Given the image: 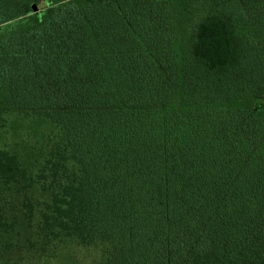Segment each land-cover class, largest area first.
Returning a JSON list of instances; mask_svg holds the SVG:
<instances>
[{
	"label": "trees",
	"instance_id": "16d2710c",
	"mask_svg": "<svg viewBox=\"0 0 264 264\" xmlns=\"http://www.w3.org/2000/svg\"><path fill=\"white\" fill-rule=\"evenodd\" d=\"M11 117L0 264H264V0H0Z\"/></svg>",
	"mask_w": 264,
	"mask_h": 264
},
{
	"label": "rangeland",
	"instance_id": "374dc122",
	"mask_svg": "<svg viewBox=\"0 0 264 264\" xmlns=\"http://www.w3.org/2000/svg\"><path fill=\"white\" fill-rule=\"evenodd\" d=\"M47 132V124L42 121H27L18 117H11L8 127L0 128V147L6 143L14 145L20 150L22 163L25 166H34L41 151V146L38 145L44 142ZM79 253L82 255L81 249H76L71 243L66 244L62 247L61 260L66 264H74L80 256Z\"/></svg>",
	"mask_w": 264,
	"mask_h": 264
}]
</instances>
